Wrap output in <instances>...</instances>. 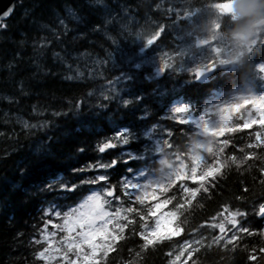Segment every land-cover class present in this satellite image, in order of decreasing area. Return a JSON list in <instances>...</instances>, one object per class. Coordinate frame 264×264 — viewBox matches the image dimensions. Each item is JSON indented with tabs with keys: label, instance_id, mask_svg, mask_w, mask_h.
Here are the masks:
<instances>
[{
	"label": "trees",
	"instance_id": "1",
	"mask_svg": "<svg viewBox=\"0 0 264 264\" xmlns=\"http://www.w3.org/2000/svg\"><path fill=\"white\" fill-rule=\"evenodd\" d=\"M217 1L227 0L16 3L0 27V264H41L34 255L38 250L34 238L41 231L37 226L42 208L74 203L91 186L81 181L91 180L100 169L106 176L104 184L119 192L126 169L146 163L125 161L121 155L125 144L112 139L116 130L128 131L123 134L126 148L141 158L147 157L143 131L156 124L175 153L187 152L190 128L165 113L180 97L202 104L212 83L199 85L192 74L172 64L156 71L143 60L175 50L197 28L193 12L207 11ZM111 57L116 60L113 64ZM263 57L264 51L247 55L241 73L253 72ZM97 59L105 65L97 76L87 78L90 61ZM217 78L233 79L219 73ZM256 132L262 133L259 127L239 126L215 159L207 160L210 166L204 169L202 181L208 175L218 176L207 191L188 197L179 182L169 188L163 207L173 226L182 225L176 238L157 239L145 250L138 236L125 229L123 239L113 242L118 250L110 251L100 264H169L173 250L200 232L204 240L194 254L197 264H264V253L258 251L264 246L263 227L256 214L257 206L264 203V139L257 142ZM108 142L116 146L101 153L99 147ZM113 158L118 160L115 168L88 167ZM20 168L25 169L23 175ZM74 168L85 170L77 173ZM49 180L54 181V190L41 192ZM62 183L77 187L66 192L59 187ZM188 187L199 184L188 182ZM177 199L183 204L179 210L174 207ZM152 211L149 203H136L127 220L142 230L140 224H150ZM237 211L246 212L241 223L247 221L252 234L238 233L235 247L213 243L217 218ZM250 255L256 260L250 261Z\"/></svg>",
	"mask_w": 264,
	"mask_h": 264
},
{
	"label": "snow or ice",
	"instance_id": "2",
	"mask_svg": "<svg viewBox=\"0 0 264 264\" xmlns=\"http://www.w3.org/2000/svg\"><path fill=\"white\" fill-rule=\"evenodd\" d=\"M10 9L6 10L3 15L7 16L10 14ZM152 39H149L147 41V44H151ZM162 71L165 70L163 66L160 67ZM128 101H125V104H127ZM28 125L25 124V127ZM119 130H116V135H119ZM115 139V137H114ZM119 143H125V137L118 141ZM116 145L112 142L104 143L99 147V151L103 153L106 148L115 147ZM79 151H83V149H79ZM118 164V160L113 158L110 163L107 164H97V165H88V167H102V168H109L113 167ZM84 168H74V172H82L84 171ZM21 175L24 174L25 169L20 168L19 169ZM199 175V173H197ZM218 176L216 174L208 175L204 177V180L197 181L199 184V187L192 188L185 186L183 184L184 180H192L191 178L182 180L181 185H179L180 190L187 194L188 197H193L196 195L198 191L203 189L204 191L208 190V186L211 184H214L217 180ZM105 175H99L91 180H82L81 183H95L97 180H105ZM193 181V180H192ZM139 180H130L127 179L125 181V191L127 192V188L130 186L133 190L132 192H128V196L131 197L133 195L136 196V199L139 201L141 197L140 191L137 190V188L132 187L133 184H138ZM60 189L71 192L73 189H75L77 186L75 184H72L71 187L68 186L66 183H62L59 185ZM54 190V181L49 180L43 188H40L41 192L46 191H53ZM111 191L109 190L108 195H111ZM194 194V195H193ZM117 197H114L116 199ZM89 199L98 200L99 198L93 194L92 197ZM167 202V200L165 201ZM97 207H100L98 204ZM174 207L179 210L183 207V204L180 202L179 199H177L176 204ZM128 212H131L132 209H127ZM171 213V212H169ZM176 216H178V211L175 212ZM107 213H104L102 211L96 212L94 215L89 214V216L85 219L83 216L77 217L76 219H65L64 226L62 230L67 233V235L64 237L61 246L55 250V253L50 254V247H44L41 244V240L39 238H34V242L37 245H40L43 250H37L35 251L34 255L39 259L41 264H44V262L51 261L52 255H58L59 258L57 260V264H60L62 261L63 264H100L101 261H104V258L108 257L110 251H117L119 246L114 245L113 242H115L118 239H123V233L125 232V229H127L129 232H131L133 235L138 236L141 249H149L150 246H154L156 244V240L154 238V234L159 231L160 228V218H157L155 220V227L148 229L145 227L143 223L140 224V228L144 230H137L135 227V222L133 220H127V223H117L115 225L116 232L115 234H112L108 230V223L114 219L112 217L109 218V220H105V216ZM121 212L118 208L116 211L115 216L120 217ZM231 217H233L230 220L231 224V232L229 235H217L213 233L212 235V242L216 243L217 245H233L235 247L234 242L239 239L237 233H245L247 235H251L253 230L250 227L246 226L247 221L241 223L238 222L234 217L246 216V212H233L229 213ZM257 215L261 216V219H264V204H261L259 206V213ZM53 216L55 217H68L69 213L64 212L62 213L59 210V205L49 203L48 207L41 209V223L37 227L42 231L43 227H46L47 225L51 224L52 228L59 229L60 226L56 223H53ZM125 219H127L125 217ZM141 221L143 220V217L140 218ZM215 220V217L212 218ZM102 221L103 223L98 224L97 221ZM181 223L177 222L174 225V228L178 229L177 233L181 231ZM217 227V225H213V228ZM219 227V233L224 234L226 232L225 225L223 223L218 225ZM164 239V238H162ZM44 243H48V238L45 237ZM201 241L199 239H195L191 242L188 240H185L184 245L181 246L180 252L183 256L187 258L188 264H197V257L194 254H197L199 252V245ZM186 249V250H185ZM253 251H256L255 249ZM259 253H264V246L259 248ZM62 253V255H60ZM177 259H179V256H177ZM248 259L250 261L256 260V255H250L248 256ZM171 264H175V261H172Z\"/></svg>",
	"mask_w": 264,
	"mask_h": 264
},
{
	"label": "rangeland",
	"instance_id": "3",
	"mask_svg": "<svg viewBox=\"0 0 264 264\" xmlns=\"http://www.w3.org/2000/svg\"><path fill=\"white\" fill-rule=\"evenodd\" d=\"M210 34L213 36L212 33ZM201 41H206V39L204 38ZM207 41H208V37H207ZM240 53L241 51H237V47L234 45L233 42L231 45L229 44L226 46L224 42L220 40L219 48H215L212 46L210 47L209 50H204L203 53H201V58H202L201 60L203 61V63L205 62V64H208L212 55L218 56L220 58L225 59L229 65L234 67L240 57V56L237 57ZM165 59H167V56L158 57L154 61V63L163 61ZM91 63H92L91 67L89 70H87V74L90 73L92 74L93 72H95L100 64L95 60H91ZM259 69L264 74V63H262L259 66ZM261 88H262L261 89L262 92H255L254 88L250 84H246L242 89L237 90L235 94H231L227 96H224L222 94H216L213 103L214 106L213 104H208V106L206 107L207 109L206 112L211 115H215V117H218V121L212 122L209 119L196 118L193 115L187 116L188 120L194 123L197 133L201 136V139H199L191 148V159H192V163L194 164L192 171L196 169L197 162L201 159L202 153L209 149V141L203 139L202 137H205L207 134H209L214 127L221 126L220 123L223 122L225 119L224 116H221L219 110L222 107L238 105L240 104L241 101H244L246 99H251L253 101V104L250 110L252 111L256 110L258 112L262 111V108L264 107V84L261 85ZM187 110H188L187 105L180 104L177 111L178 113H185ZM252 121H253V117L250 116L248 122H252ZM148 135H150V133H148ZM152 142L153 145H155L156 149H160V144L155 138L154 139L152 138ZM158 162L161 164V169H160L161 173L159 175L154 177H147L143 172H141L134 179H132L133 181L139 180V183L133 184L132 187L137 188V190L140 191L141 196L150 193L151 190L157 187H160L166 179H169L170 177H176L181 173L185 172V165L182 160L174 159L172 162H168L167 155L165 153H162L159 156ZM127 189L130 190L131 192L133 191L130 186ZM94 193L99 198L98 200L89 199L90 197L93 196ZM107 193H108L107 190L92 191V193L86 199H84V201L76 209L71 211L68 217L57 218V219H61V226L62 227L64 226L65 219L74 220L77 217H81V216H83L86 219L89 216V214L94 215L98 211L107 213V215L104 218L106 221L109 220L110 217L113 218V215L116 213L117 209L119 208V204L117 202L118 199H114V195L106 197ZM132 197L136 199L135 195H133ZM98 204L100 205V207H97ZM157 218H160L161 224L159 231L154 234V238L159 236L175 234L173 228L164 220L162 216H159ZM231 219L232 218L228 217L227 215H224L222 221H230ZM112 222L113 219L108 223V227L111 225ZM97 223L100 224L103 222L98 220ZM154 227H155V222L151 228ZM177 256L179 257L182 256L180 251L178 254L174 256L175 261H178Z\"/></svg>",
	"mask_w": 264,
	"mask_h": 264
},
{
	"label": "clouds",
	"instance_id": "4",
	"mask_svg": "<svg viewBox=\"0 0 264 264\" xmlns=\"http://www.w3.org/2000/svg\"><path fill=\"white\" fill-rule=\"evenodd\" d=\"M234 24L230 38L238 48H246L255 35L256 28L264 22V0H236Z\"/></svg>",
	"mask_w": 264,
	"mask_h": 264
},
{
	"label": "water",
	"instance_id": "5",
	"mask_svg": "<svg viewBox=\"0 0 264 264\" xmlns=\"http://www.w3.org/2000/svg\"><path fill=\"white\" fill-rule=\"evenodd\" d=\"M15 1L16 0H0V24L2 20H6L10 18L12 11H13V5ZM9 9L11 10L10 14L7 16H4L3 13Z\"/></svg>",
	"mask_w": 264,
	"mask_h": 264
}]
</instances>
